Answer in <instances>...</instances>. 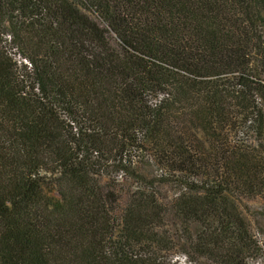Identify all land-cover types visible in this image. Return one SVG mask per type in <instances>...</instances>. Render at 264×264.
<instances>
[{
    "label": "trees",
    "instance_id": "1",
    "mask_svg": "<svg viewBox=\"0 0 264 264\" xmlns=\"http://www.w3.org/2000/svg\"><path fill=\"white\" fill-rule=\"evenodd\" d=\"M254 200L264 0H0V264H250Z\"/></svg>",
    "mask_w": 264,
    "mask_h": 264
},
{
    "label": "rangeland",
    "instance_id": "2",
    "mask_svg": "<svg viewBox=\"0 0 264 264\" xmlns=\"http://www.w3.org/2000/svg\"><path fill=\"white\" fill-rule=\"evenodd\" d=\"M19 59L18 56H16ZM135 174L137 177L131 176L125 172L117 176L118 189L122 192L123 200L122 206H126L127 193L131 190L134 191L138 188L154 185L156 192L159 196L165 199H171L175 195V190L172 185L164 184L159 178V171L150 161L144 160L138 163L135 167ZM241 210L248 218L253 235L255 239L260 242L262 252L253 258L249 259L250 264H264V201H242L240 203ZM179 264H208L203 259H190L185 255H178Z\"/></svg>",
    "mask_w": 264,
    "mask_h": 264
}]
</instances>
